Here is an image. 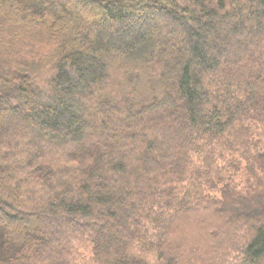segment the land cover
Here are the masks:
<instances>
[{"label":"trees","instance_id":"obj_1","mask_svg":"<svg viewBox=\"0 0 264 264\" xmlns=\"http://www.w3.org/2000/svg\"><path fill=\"white\" fill-rule=\"evenodd\" d=\"M263 43L264 0H0V264H177L207 211L264 264V200L226 207L264 176Z\"/></svg>","mask_w":264,"mask_h":264},{"label":"rangeland","instance_id":"obj_2","mask_svg":"<svg viewBox=\"0 0 264 264\" xmlns=\"http://www.w3.org/2000/svg\"><path fill=\"white\" fill-rule=\"evenodd\" d=\"M82 11H86L85 13H91L92 19L97 18L96 11L94 10V6L92 5L87 8H83ZM108 22L109 21L106 20L99 24H96V26L91 25L90 29L82 30V33L86 32L87 36H90L91 34L94 35L98 30L106 29L107 25H109L111 21L109 23ZM164 29L168 30L170 29V27L164 26L163 30ZM260 53L261 57H263L264 43L260 47ZM104 63L108 66V68L111 69V76L113 77V79H115V81H117L118 75L116 74L121 71L120 68L124 65V63L117 61L115 58H111L107 61H104ZM262 63H264V61ZM124 81L129 90L132 84L131 79L128 76L124 79ZM110 83H112V81ZM141 84H143V82ZM43 85L44 84L41 83V90L38 93L40 99L47 97L48 94L45 88L46 86ZM114 92L118 95V92L116 90ZM140 97H143V93H140ZM259 122L260 123L258 124L257 132L258 137L255 140L256 146L259 141L262 142V140H264V121L261 122V120H259ZM220 150L223 152H228L230 150V147L228 145H222L220 147ZM256 156L257 155H254V159H251V162H253L252 166H264V164L262 163L263 156L260 158L259 156L256 158ZM202 157L203 156L199 157L197 164H199ZM197 158L198 155L194 157L193 164L195 163ZM244 159L245 158L241 157L240 155H237L236 157V161L240 169L245 165ZM223 165L224 162L222 166ZM255 176V187L253 189H257V193L252 196L247 195L244 191L238 192V195L240 197L238 198V200H234L235 195L234 193L230 192L227 196L228 202L226 203V207L232 205L230 200L236 201L237 204L239 200H243V203H246V205H250L252 207L256 205L257 201L264 200V176L261 177L259 171L255 173ZM235 177L236 181H238L239 174ZM222 219L224 218H220L210 211L201 213L199 215V220L196 217H193L192 215L191 217L183 216L177 219L175 221V224L178 227H175L174 224L172 231L175 234H172L173 239H170L172 249L178 255L177 264H244L245 257L240 252L233 251L229 254H222V251L218 252L220 249L223 248L224 245H226V243H229L231 247H238L241 246L244 242L243 240H237V236L235 237L228 234L230 228H228V224L223 223L224 221ZM186 222L187 225H185ZM193 223L195 224L193 225ZM184 225L185 227L182 228V226ZM213 228L217 229L213 230ZM208 231L212 235L211 237H205ZM149 234H151V232Z\"/></svg>","mask_w":264,"mask_h":264}]
</instances>
